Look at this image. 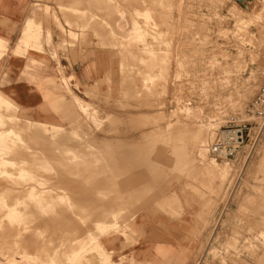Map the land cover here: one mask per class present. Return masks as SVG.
<instances>
[{
  "label": "rangeland",
  "instance_id": "obj_1",
  "mask_svg": "<svg viewBox=\"0 0 264 264\" xmlns=\"http://www.w3.org/2000/svg\"><path fill=\"white\" fill-rule=\"evenodd\" d=\"M29 9V17L39 25L35 42L40 45L34 43L30 53L14 54L13 39L4 55L28 63L24 80L44 97L26 112L0 106V115L12 120L0 126L3 135L8 129L27 130L25 141L10 145L9 156L0 155V160L13 163L0 165L8 171L0 172V264H128L127 257L140 244L128 246L124 241L119 249L123 259L107 247L108 240H122L118 233L133 226L139 214H157L160 202L174 189L152 188L156 197L149 198L154 200L139 203L145 199L138 192L144 184L139 185L131 171L124 173L127 166L115 165L117 158L132 148L142 152L151 135L161 141L162 133L178 127L179 118L191 124L200 115L205 130H215H207L205 158L194 161L186 177L193 181V170L202 163L222 165L226 179L220 194L214 192L213 181L206 192L217 199L211 227L220 215L228 216V223L215 234L216 251L203 264H254L249 248L264 242L259 228L264 216V125L252 132L247 147L233 160L217 159L209 146L225 117L241 113L264 83V0H31ZM136 21L148 26L147 37L135 33ZM82 40L110 51L109 70L100 86L103 93L87 94L76 86L73 75L81 63L66 55ZM35 52L44 58L42 64L27 59ZM41 72L51 75L53 82L39 86L35 78ZM86 83L97 86L93 78H86ZM50 87L59 97L48 94ZM48 114L54 118L42 131L27 121H43ZM160 146L171 151L167 139ZM102 151L107 156L99 157ZM133 153L127 159L136 162ZM152 159L164 173L170 172L173 160L167 154ZM122 177L129 180L128 189L126 183L123 190L118 187Z\"/></svg>",
  "mask_w": 264,
  "mask_h": 264
},
{
  "label": "bare ground",
  "instance_id": "obj_2",
  "mask_svg": "<svg viewBox=\"0 0 264 264\" xmlns=\"http://www.w3.org/2000/svg\"><path fill=\"white\" fill-rule=\"evenodd\" d=\"M33 21L34 20L32 19V17H29V19L26 23V27L22 32L21 38L17 42L16 46L12 49V52L14 54H21L22 55L23 53H30L31 52L30 48L33 46L34 43H36L35 40H38L40 38V32L36 30V28H38L39 25H36ZM134 31L140 37H142V36L147 37V35H149V33H151L149 31V28L147 25L144 24V26L142 27L139 24V22H137V21L134 22ZM152 36H155V35H152ZM33 40H34V42H33ZM50 41L51 40L49 39V35H48L47 42H50ZM38 45H40V43H38V44L36 43L35 46H38ZM155 46H156V43H155ZM7 49H8V41L0 37V60L3 57V55ZM36 51H38V50H36ZM120 62H121V60H120ZM101 70H103V69H101ZM145 81L147 82V80H145ZM0 106H5L7 109H10V110H11V108L14 110L17 109L16 104L10 98L6 97L3 93H0ZM235 108H236V105L232 106V109H235ZM232 109L230 108V110H232ZM227 112H228V110H227ZM189 115H191V111H190ZM4 120H6V124H7V122L12 121L11 117L5 119L4 116L0 115V126L3 124V122H5ZM208 122H212V121L210 120ZM202 123H203V120H201V115L199 116L198 121H196L195 123H191V124H188V121H187V123L183 122V121H181V118H179L178 119V127H176L174 130L169 131L167 133H162L161 134L162 140L167 139L168 142L172 145V146H169L171 149L170 152H167V150H165V148H168V147H161L160 146L162 140L160 141L159 135H157L159 137L151 135V136H149V138L148 137L145 138L144 142L147 141V146L145 147L146 149H144L142 152H138L137 150H133V148H132V149L128 150L127 152H125V154L123 155L127 159L132 154V152L134 151L133 156L135 157L136 162H132V163H148V161H149L150 163L154 164L156 162L152 159L153 155H156L157 157H163L166 154H167V156L171 157L173 160V164L170 167V172H168V173H164L165 171L161 168L152 167L150 179H147L146 173H145V167H143V166H139V167L134 166V167H131L129 169V171H131L133 174H136V176H137L136 181L137 182L139 181V185L144 184L142 186V188H144V189H148V188H150V189L160 188L161 189L162 187L163 188L167 187V188L174 189V191H173L172 195L170 194L171 196H169V198L160 202L162 207H160V209H159L160 211L157 212V214H152V215L148 214V213L139 214L137 216V218L135 220V224L133 226H130V228L128 230L126 229V230H122V231L120 230V232L118 231L119 232L118 235L123 238L121 241H119L120 247L122 245H124V241H126V240L128 241L127 242L128 246L135 245L137 243H139L141 246L139 250H137V251L134 250L135 252L131 257H127L128 258V264L129 263L130 264H203L204 260L208 257V255L210 256V254H212L216 251V248L212 247V245L216 241L215 234H216L217 229L220 225L228 223V222H226V221H228V216L222 217V215L219 214L220 217L216 221V223H217L216 226L214 225L213 227H211L210 224H211L212 212H213V209L217 205V199L212 200L211 198H209V194L206 192L208 191V189H210V191H211L212 188H210L209 185H211V182L213 181V183H215L214 188H213L214 192L217 193L218 195L220 194L221 189L223 187L222 183L226 179V173H225L226 171L224 172V170H226V169H224V167L222 168L221 164H220L221 166H219V164L216 163L215 161L214 162H206V163L200 164V166H198L197 168H195L193 170V173H194L192 176L193 181H188V177H186V176H188V174H186V173L191 171L190 167L193 166L194 161L203 160L205 158L206 151H207V140H208L207 130L208 129L209 130L214 129L210 126L211 128H207V130H205L206 128L204 127V125ZM8 124H10V123H8ZM6 129H7V125H6ZM26 132H27L26 129L23 133L18 132V131L16 132L13 129H8L7 133L3 135V133H1V130H0V155H1V157H2V155L3 156L5 155V157L7 155L9 156V153H10L9 151L11 150L10 145H14L17 141H23V140L25 141L24 133H26ZM209 134H210V132H209ZM165 135L168 137H165ZM2 136H3V138L1 139ZM33 136L40 139L37 135H33ZM209 136H211V134ZM210 139H212V138L210 137ZM212 141H214V139ZM246 147H247V144H246ZM115 152H117V151H115ZM83 154H85V153H83ZM101 154L102 155H99V157L107 156L106 151H102ZM68 155L69 154H67V157H68ZM116 156H117V153H116ZM80 157L81 156H79V158ZM76 158L78 159V155L76 156ZM98 161H100V160H98ZM9 163L11 164L12 162L10 160H6L5 158H2L0 160V165L7 166V165H10ZM68 163H70V162H68ZM4 170H5V167H4ZM77 171L81 172L80 170H77ZM129 171H124V173L128 174ZM0 172H3L5 174L8 173V171H3V170H0ZM74 172L76 173V170ZM74 172H73V174H75ZM97 172L98 171H96V170L91 171V174L95 176V174H97ZM70 173H71V171H70ZM71 175H72V173H71ZM190 175H191V173H190ZM69 176H70V174H69ZM75 180H76V178H75ZM87 180H91V179H87ZM158 180L161 182V184H155V182H157ZM69 181H71V180H69ZM128 181L129 180L127 178L123 179V177H122L121 183L119 184L118 187L123 190L124 184L126 183V185H127ZM218 181H220V183H221L220 185L217 184ZM104 182H105V180H104ZM72 183H74V182H72ZM117 184H118V182H117ZM71 187H72V185H71ZM80 187H78V188H80ZM137 188H139V187H137ZM125 189H128V185ZM66 190L70 191V189L69 190L66 189ZM155 190H157V189H155ZM73 192H75V191H72L70 193H73ZM75 194H77V193H75ZM149 195H148V198L150 197ZM40 197H42V196H40ZM49 198H51V197H49ZM152 200H154V198L146 199V197H145L144 200L142 199V201H140V199H139L138 202L139 203L143 202L141 204H146ZM45 201H47V200L45 199ZM55 204H56V202H55ZM156 204H158V202H156ZM53 205H54V203H53ZM68 205H70V204H68ZM104 214H103V217L106 219V216H104ZM100 216H102V214H100ZM231 216L233 217L232 214H231ZM253 216H255V215H253ZM260 216H261V214H260ZM107 217H109V216H107ZM101 219H102V217H101ZM248 220H249V218H248ZM108 221H109V219L106 222H108ZM229 222H231L230 219H229ZM259 222H260V224H259L260 225L259 226L260 231L263 233L264 232V216L262 217V220ZM109 223H112V222L109 221ZM230 225H233V224H230ZM246 225H247V223H246ZM253 225H255V223H253ZM250 226L251 225H249V227ZM236 229H238V228H236ZM202 231L205 232L206 234L203 235ZM247 231H249V230L247 229ZM232 232L234 233V230ZM233 233H232V235H234ZM224 237L227 238V235H225ZM245 237H247V236H245ZM236 238H233V240H236ZM248 241H250V240H248ZM227 243L228 242H226V244ZM236 245H237V242L235 241L234 247ZM73 250H74V248H73ZM110 250L119 252V249L115 250L114 248H111ZM122 254H123V252H119L117 255L122 256ZM239 254H241V253H238L237 255H239ZM249 254L256 260V262L254 264H264V242L260 246H256V245L251 246V248H249ZM237 261H238V259H237ZM238 263H240V262H238ZM118 264H120V263H118Z\"/></svg>",
  "mask_w": 264,
  "mask_h": 264
},
{
  "label": "crops",
  "instance_id": "obj_3",
  "mask_svg": "<svg viewBox=\"0 0 264 264\" xmlns=\"http://www.w3.org/2000/svg\"><path fill=\"white\" fill-rule=\"evenodd\" d=\"M30 5L31 0H0V37L8 41V47L9 43L13 39H16L12 49L16 46L17 42L22 36L23 30L26 27V23L32 11H30L29 9ZM91 46L94 47L92 49H88V47ZM107 53H110V51L104 52L101 44H97L94 42L85 43V40L81 41L80 47L71 49L69 51L66 57L70 61H79L81 63V67H79V73L73 75L74 79H76V86L78 87V89L82 87L87 94H97V92L103 93V90H100V86L104 84V79L106 78L108 73V68L106 66L108 65L109 58L107 57ZM27 59H29V62L31 63L39 64H42L44 60V58H42V56H40L36 52L28 56ZM88 62H90L91 65L86 66V63ZM58 64L60 70H62L63 68L59 60ZM27 67L28 63H26V61H24L23 59H17L16 57L14 58L12 56L4 55L0 60V93H3L6 97L10 98L16 104V113H18L19 110L23 112L30 111L31 107H36L37 104L43 101L42 97H44V95L40 93L38 89H35V91L32 90L30 88V83L24 80L26 79L25 73ZM38 75L40 78H35L34 76L33 77L35 78V80H38L39 86L41 83L43 84V81L53 82V79L49 78L51 77V75H46L42 72L38 73ZM86 78H93L94 81L97 82V86L87 87L88 83H86ZM48 94H50L52 97H59L58 95L60 93L57 92L55 87H50L48 88ZM73 94L75 95V97L81 100V98H79L77 94H75L74 92ZM45 116V118H42L43 121H27L31 122L33 125L39 128L40 131H42L44 130L43 128L50 127L49 120H53L54 118L53 115L49 114ZM44 119L46 120L44 121ZM62 127L64 128V125ZM115 165L121 167L127 166L128 168L124 169V171H129L130 167L143 166L145 167L147 179H150L151 168H158L159 166L157 163L152 164L149 161L148 163H132L131 159H126L124 157H118L117 164L115 163ZM147 191L148 194H144ZM153 191L154 189L151 190L150 188L143 189V191L142 189L138 190V192H142L144 197H148L149 194L150 197H156V194L151 193ZM168 196L171 195L169 194L165 197ZM119 241L121 240H119L118 238L110 239L108 240L107 247L109 249L114 248L115 250L120 249ZM122 257L124 258V255H122Z\"/></svg>",
  "mask_w": 264,
  "mask_h": 264
},
{
  "label": "built area",
  "instance_id": "obj_4",
  "mask_svg": "<svg viewBox=\"0 0 264 264\" xmlns=\"http://www.w3.org/2000/svg\"><path fill=\"white\" fill-rule=\"evenodd\" d=\"M264 125V83L245 109L229 114L220 133L209 146V152L223 161L233 160L245 147L250 135Z\"/></svg>",
  "mask_w": 264,
  "mask_h": 264
}]
</instances>
